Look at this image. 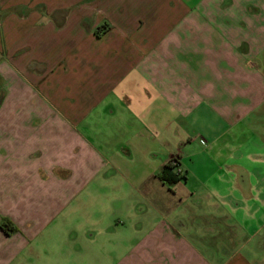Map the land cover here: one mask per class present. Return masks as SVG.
I'll use <instances>...</instances> for the list:
<instances>
[{"label": "crops", "instance_id": "0c3cea01", "mask_svg": "<svg viewBox=\"0 0 264 264\" xmlns=\"http://www.w3.org/2000/svg\"><path fill=\"white\" fill-rule=\"evenodd\" d=\"M0 264H264V0H0Z\"/></svg>", "mask_w": 264, "mask_h": 264}, {"label": "trees", "instance_id": "16d2710c", "mask_svg": "<svg viewBox=\"0 0 264 264\" xmlns=\"http://www.w3.org/2000/svg\"><path fill=\"white\" fill-rule=\"evenodd\" d=\"M107 26H101L99 28V30H101L102 32L106 31L108 28H106ZM177 169V166L174 165V160H172L171 162H169V164H167L161 175H160V178L161 180H163L164 182H167V183H174L176 182L177 180V177L175 176L174 172L176 171ZM1 228L2 230L5 232V234L7 235H11L13 233H15L17 230L16 228L7 220H4L2 223H1Z\"/></svg>", "mask_w": 264, "mask_h": 264}, {"label": "built area", "instance_id": "2783aa9c", "mask_svg": "<svg viewBox=\"0 0 264 264\" xmlns=\"http://www.w3.org/2000/svg\"><path fill=\"white\" fill-rule=\"evenodd\" d=\"M174 165H176L177 166V171H178V174L179 175H181L182 174V172H181V170H179V163H178V161L175 159L174 160Z\"/></svg>", "mask_w": 264, "mask_h": 264}]
</instances>
